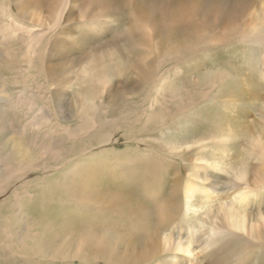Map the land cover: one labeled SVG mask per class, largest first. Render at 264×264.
<instances>
[{"label": "rangeland", "instance_id": "obj_1", "mask_svg": "<svg viewBox=\"0 0 264 264\" xmlns=\"http://www.w3.org/2000/svg\"><path fill=\"white\" fill-rule=\"evenodd\" d=\"M103 1L77 0L68 8L62 27L51 34L48 46L42 47H48L47 50L38 54L41 58L37 59L32 55L33 58L30 59L25 56L26 46L19 40H13L9 47L15 48L19 56L10 55L11 49L7 50L0 45V95H18L24 89L25 82L29 91L32 89L36 94L44 91L54 103L60 100L67 114L70 112L72 98L76 96L84 102L85 94L92 96L94 109L91 112L93 111L96 120L100 118L103 123L102 131L111 132L115 138L105 145L88 148L78 156L81 159L104 148L115 147L112 154H99L84 159V177L105 175L99 180L103 181L104 187H96L95 182L84 187L94 189V197L105 195L106 198L110 194L115 198L120 195L119 205L114 206L126 214H119L114 218L112 207L111 212H108L107 205H102V213L90 216V211L92 215L95 212L94 208L88 206L93 204L83 206L67 197L68 191L66 194L57 188L58 184L63 185L64 176L58 178L49 174L47 182L41 180L42 184H47L53 193L60 192L59 196L65 199L64 206L67 208L63 207L65 212L62 218L57 211L58 207L53 206L49 212L34 204L32 216H39L41 212L43 219L46 215V220H40V225L35 228L49 237L48 241L53 236L60 239L62 237L68 245L76 243V237L72 236L80 235L81 238L85 233L86 230H81L82 227L87 229L93 223L98 225L95 226L97 228H111L123 233V226L133 228L145 221H155L162 204L159 199H166L170 193L171 185L167 179L179 175L183 180L192 175L197 178L200 188L195 192L191 204L201 209L198 208V212L194 214L185 211L184 207L179 208V218L171 225L172 229H169L172 235L182 242L191 241L194 253H198L197 257L203 264H246L240 258L242 243L236 236L238 232L235 235L218 232L223 236L210 246L203 239L208 227L210 228L205 213H214L221 202H228L238 195L240 186L231 182L234 172L246 169L247 174L251 175L254 168L264 170L261 165L264 163V155L262 157L252 148L250 138V135L264 130L262 45L254 41L251 35H247V32L243 35L233 29L228 33L222 25L211 27L212 37L216 35L219 38L223 35L222 42L207 45L203 43L206 40L190 33L178 34L173 28L167 33L162 30L154 31L146 24L133 22L125 12L105 14ZM59 2L60 0H0V14L9 12L19 21L37 15L50 17V9L53 11L52 6L54 3L59 5ZM171 2L172 0H155L151 4L170 5ZM261 12L253 9L247 18L246 30L257 21ZM5 16L0 15V21L1 18L5 20ZM56 32L62 34L56 35ZM21 57L24 58L23 63L20 61ZM28 60L33 61L30 67L26 64ZM20 65V69L16 67ZM85 70L92 71L93 78L90 74L84 78L82 72ZM28 74L30 76L27 77ZM213 77H217V86L208 97L201 98L194 83L199 82L198 87L207 89ZM106 80L108 82L105 87L98 84ZM185 90L189 95L184 93ZM188 96L192 97L190 101L182 100ZM80 115V110L76 113L71 111L72 119L65 126L71 128L80 124ZM15 116L14 108H10L8 101L0 100V142L6 143L7 139L22 137L17 132L20 126ZM228 130L229 138L220 142L221 133H228ZM88 140L95 143L91 136L83 139ZM183 141L195 144L177 154L169 150L172 144ZM126 143L134 144L136 148H116L124 147ZM178 154H183V157H177ZM78 156H72L73 160ZM108 156L114 161L106 164ZM211 161H217V164L209 166ZM25 178L24 175L23 179ZM137 181H148L151 188L161 186V190L155 189L151 199L144 204L140 203L144 199L141 193L143 188L138 189L142 185H138ZM70 188L74 192L76 187ZM248 188L246 206L251 207L253 213L262 209L264 211V184ZM33 189L36 190L35 187ZM156 192L160 193L159 199ZM36 198L41 199L40 194ZM106 200L109 201L108 198ZM202 218L206 222L199 228L205 234L200 238L199 232L193 234V230L201 223ZM57 240L59 241L58 238ZM260 243L264 244V240ZM217 251L221 255H215ZM163 256L180 263L184 256L190 255L172 251ZM30 257L27 263L24 255L9 256L0 252V264H48L36 256ZM160 258L157 264H178L162 256ZM93 262L90 264H103ZM71 263L72 260H67L64 264Z\"/></svg>", "mask_w": 264, "mask_h": 264}, {"label": "bare ground", "instance_id": "obj_2", "mask_svg": "<svg viewBox=\"0 0 264 264\" xmlns=\"http://www.w3.org/2000/svg\"><path fill=\"white\" fill-rule=\"evenodd\" d=\"M76 1L60 0L59 5L54 3L52 6V8L54 7L53 11L50 9V17L43 18V15H37L26 18L24 21H19L7 10L4 11L7 13L2 12L0 15L6 16L5 20L1 18L0 21V45L7 50L11 49L10 55L19 56L15 52V48H9L13 40H19L21 44L26 46L25 56L30 59L33 58L32 55L37 59L41 58L38 57V54L48 48L43 49L42 47L48 46L47 43L51 39V34L62 27L65 12ZM152 2H155V0L150 2L145 0L140 2L136 0H104L103 4L105 3V14L114 11L125 12L133 22L146 24L152 27L154 31L162 30L167 33L170 28H173V31L178 34L190 33L206 40L203 42L205 45L219 43L223 40V35L219 38L215 37L216 35L212 37V26L222 25V28L228 33L233 29L243 35L247 32V35H251V38L263 47L261 65L264 67V0H172L170 5L163 3L159 6H154L151 4ZM254 8L262 12L257 17V21L246 30L247 18ZM200 30L203 33L199 32ZM54 34L61 35L62 33L56 32ZM23 57H21V63H23ZM32 62V60H28L26 64L30 67ZM34 66L39 67L35 64ZM16 67L19 68L21 65ZM26 71H23L24 74ZM92 73L88 70L82 72L84 78L88 74L93 78ZM21 75L23 76V74ZM215 78L217 77L212 78L211 85L207 89L198 87L199 82L194 83V88H197L201 98H206L213 92L217 86ZM107 82L108 80L101 81L98 84L105 87ZM23 85L24 89L19 91L16 96L0 95V100H7L10 108H14V114H16L15 117L20 126L17 132L22 136L21 138L7 139L6 143L0 142V252L9 256L24 255L27 263L31 258L30 256L33 255L48 264H64L67 260H72L71 264H90L92 261H94L93 263L103 264H157L161 260V256L178 263L176 259L163 255L170 254L172 251H182L190 256H184L178 264H203L197 257L198 253H194L191 241L182 242L176 239L169 230L172 229L171 225L179 218V208L184 207L185 211L194 214L201 209V207L191 204L195 192L200 188L196 181L197 178L192 175L185 177L183 180L180 179L179 175L167 179L171 186L166 199L161 200L160 193H155L162 204L154 222L150 220L136 223L137 225L132 223V225H136L133 228L123 226V230H125L123 233L111 228L100 229L95 227L98 226L97 224L93 223L87 229L81 228L83 231L86 230L81 238L80 235L72 236L76 237V243L72 245H68L62 237L61 239L57 237L58 241L53 236L52 239L54 240L48 241L49 237L44 235L43 232L42 235L41 230L35 228L38 224L40 225V220H46V215L43 219L41 212L39 216H32V211L35 208L34 204L42 206L45 211L49 212L53 206L58 207L57 211L60 212L62 218L65 212L63 207L67 208L66 205L64 206L65 199L61 195L59 196L60 192L59 194L53 193L47 187V184H42L44 180L47 182L49 174L56 175L55 177L58 178L64 176L63 185L58 184L57 188L66 192V194L68 191L67 197L69 196L76 203L83 206L93 204V206H88L94 208L95 212L92 215V211H90V216L94 217L102 213V205H107L106 211L108 212H111L112 207L114 218L119 214H126L125 211L121 213L114 206L119 205L120 195L113 198L108 194L106 198L109 201H105V195L100 198L98 196V198L94 197L96 196L93 194L94 189L84 187L85 185H92L93 182L97 185L96 187L103 186V181L99 180L105 176L101 174L95 175V178H90L91 176L84 177L82 170L85 164L84 159L99 154H112L115 147L104 148L81 159L78 156L87 151L88 148L92 149L95 145H105V143L112 142L115 138L111 132L102 131L103 123L100 118L96 120L93 111L91 112V109H94L92 96L88 97L85 94L84 102L76 96L72 98L69 107L70 112L68 111L70 116H68L67 110H64L60 100L54 103L44 91H38L36 94V91L28 90L25 82ZM39 89L42 88L39 87ZM1 93H3V90H1ZM184 93L189 95L187 90ZM191 98V96H188V98H182V100L190 101ZM79 110L81 113L80 119L82 118L81 123L71 128L65 126L72 119L71 111L76 113ZM1 130L0 128V132ZM263 131L250 135L252 148L257 150L262 157L264 155ZM229 132L230 130H228V133H221L219 141L224 142L228 139ZM85 136H91L92 139H95V143L89 140L83 141ZM139 140L143 141L140 138ZM81 142L83 144L79 145ZM137 143L138 141H136ZM194 144L193 142L183 141L172 144L169 150L177 154ZM130 146L131 149L136 148L131 143L116 148L128 150ZM75 147L77 148L74 149ZM72 156L78 157L73 160L74 157ZM177 157H183V154H178ZM113 161L114 159L112 160L110 156L107 157V161L105 160L106 164ZM215 164H217V161H211L208 165L213 166ZM99 165L101 166V164ZM261 165L264 166V163ZM221 166L223 168V165ZM101 167L104 168L103 165ZM24 175L26 176L25 179H23ZM231 182L240 186L238 195L228 202H221L214 213H205L210 228L208 227L203 241L207 246H210L217 243L219 237L223 236L218 232L223 231L234 235L235 232H238L239 234H236V236L240 238L242 243L241 261L243 260L246 264H264V244L260 243L264 240V211L262 209L253 213V209L251 210V207L246 206L248 187L255 188L264 184V170L260 167L258 169L254 168L251 175L247 174L246 169L235 171ZM137 183L142 185L138 189L143 188L141 193L144 199L142 198L143 200L140 201L143 204L153 197L151 194H154L155 189L156 191L161 190V186L151 188L148 181H137ZM70 186L76 187L74 192ZM39 194L41 199L36 198ZM103 207L105 208V206ZM205 222L206 220L202 218L201 223L197 228H194L193 234L199 232V237H203L205 233L199 227ZM216 254L221 255V252L217 251ZM205 255L208 256L209 254Z\"/></svg>", "mask_w": 264, "mask_h": 264}]
</instances>
